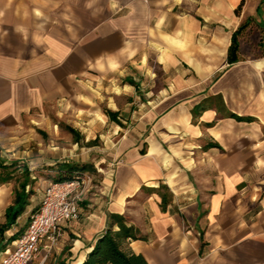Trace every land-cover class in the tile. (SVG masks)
I'll use <instances>...</instances> for the list:
<instances>
[{
    "label": "crops",
    "instance_id": "0c3cea01",
    "mask_svg": "<svg viewBox=\"0 0 264 264\" xmlns=\"http://www.w3.org/2000/svg\"><path fill=\"white\" fill-rule=\"evenodd\" d=\"M75 109L78 141L69 132V144L46 147L40 133ZM0 144L12 150L3 164L46 178L27 187L0 256L55 175L108 161L79 218L30 264H81L110 213L140 230L123 248L149 264H264V0H0ZM9 184L0 225L15 197Z\"/></svg>",
    "mask_w": 264,
    "mask_h": 264
},
{
    "label": "trees",
    "instance_id": "16d2710c",
    "mask_svg": "<svg viewBox=\"0 0 264 264\" xmlns=\"http://www.w3.org/2000/svg\"><path fill=\"white\" fill-rule=\"evenodd\" d=\"M241 7L242 4L238 6L236 11L239 12ZM249 24V20L243 22L232 36V42L228 53V61L230 64L240 60L239 38ZM108 113L111 116V113ZM66 129L74 136V139L78 141L79 136L77 130L68 126H66ZM82 169H84V167ZM17 171H19V168L15 166L14 163L7 165L0 161V185L11 182L14 179L17 180L18 184L15 189L14 201L5 211L6 222L0 225V241L3 240L5 232L16 222L17 218L24 211L33 191L32 188L27 190V187H32L36 179V177L33 179L27 167L21 169L20 177L16 176ZM73 176L74 173L66 176L55 175L52 180H67L71 179ZM108 218V230L97 241L94 248L88 253L86 259L81 264H149L141 254L126 252L123 248V243L127 240H138L143 238L140 230L131 224L129 219L124 215L110 213Z\"/></svg>",
    "mask_w": 264,
    "mask_h": 264
},
{
    "label": "built area",
    "instance_id": "2783aa9c",
    "mask_svg": "<svg viewBox=\"0 0 264 264\" xmlns=\"http://www.w3.org/2000/svg\"><path fill=\"white\" fill-rule=\"evenodd\" d=\"M93 175L76 172L71 179L49 181L43 189L41 203L26 229L0 256V264H30L41 249H53L60 236L61 225L80 216L81 202L93 186Z\"/></svg>",
    "mask_w": 264,
    "mask_h": 264
},
{
    "label": "rangeland",
    "instance_id": "374dc122",
    "mask_svg": "<svg viewBox=\"0 0 264 264\" xmlns=\"http://www.w3.org/2000/svg\"><path fill=\"white\" fill-rule=\"evenodd\" d=\"M254 43H255L254 41L252 43H250V41H249L246 44V47L245 48H246V50L248 52H251L254 55H258L259 53L257 54V53L254 52ZM95 103H97V102H95ZM47 115H49V117L51 118V123H56V122L59 121V118H57L55 116V113L54 112L49 113ZM81 115H82V111L79 112L76 109L73 112H69V113H65V114H59L58 116L62 117V119L60 120V122L58 124V130L55 129L56 132L54 133V131H53V133H52V129L49 128L51 134H47L45 131H42L43 133H40V135L42 136V140L44 141L46 147H48V144H51L52 145L51 148H52L53 145H54V143L57 144V143L64 142V144H65V143L68 142V144H69L70 141H66V136H70L71 138H72V136L69 133V131L66 129V126L65 125L68 124L67 126H69V127L70 126L77 125V122L80 121L79 120V117ZM101 130L102 131H105V132L108 131L107 128L101 129ZM36 131L38 132L40 130L36 129ZM91 131H92L91 134H94V131L95 130H91ZM32 146L39 147L38 144H36L34 142L32 143ZM95 146H97L96 148H99V150L101 151L100 152L101 155H103L104 153H106L104 142L101 139H99V137L97 139V143H96ZM79 147H81V145H79ZM8 148H9V146H5L3 144H0V161L1 160H3V161H6V160L9 161L8 159L10 158V156L12 154V150L7 151ZM77 150H79V148ZM66 152H67V150H66ZM93 152H94V150H93ZM97 154H99V152ZM107 162L106 161H103V162H100V161H92V162H89L88 163L89 165L96 164L95 172L92 173V170H91V171H89V173H91L94 176L95 181H93V182L96 183V184H99V186H100V182H102L103 179H104V176H105V170H104V168L107 166V164H108ZM41 164H42L41 162L38 163V165H41ZM20 172H21V170L17 171V173H16L17 174L16 175L17 177H20V174H21ZM43 174H44L45 177H48L49 176V175H46V173H43ZM37 177L40 178V179H42V181L39 180V179L37 181L35 179L34 180V183L37 181L38 182V184H37L38 187L43 186L45 184L43 182V180L46 179V178L42 177L41 175H38ZM34 178L35 177L33 176V179ZM51 181H59V180L56 179V180H51ZM9 185L12 187V189L14 187H17L18 186L17 180L16 179L12 180Z\"/></svg>",
    "mask_w": 264,
    "mask_h": 264
}]
</instances>
